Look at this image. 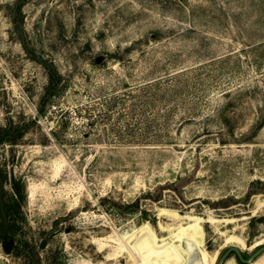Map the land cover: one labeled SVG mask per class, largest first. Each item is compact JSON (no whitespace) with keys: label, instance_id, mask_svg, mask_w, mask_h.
<instances>
[{"label":"rangeland","instance_id":"obj_1","mask_svg":"<svg viewBox=\"0 0 264 264\" xmlns=\"http://www.w3.org/2000/svg\"><path fill=\"white\" fill-rule=\"evenodd\" d=\"M194 235L264 264V0H0V264Z\"/></svg>","mask_w":264,"mask_h":264},{"label":"bare ground","instance_id":"obj_2","mask_svg":"<svg viewBox=\"0 0 264 264\" xmlns=\"http://www.w3.org/2000/svg\"><path fill=\"white\" fill-rule=\"evenodd\" d=\"M193 227L194 226L191 223V224H189L187 226H184V227L177 226V229H179V232L181 231L184 234V232L186 230H193ZM169 232L172 233V231H169ZM145 239L146 238L141 239L139 244H143V241ZM186 240L188 242L183 244L184 247L182 248L180 256L179 257H177V256L174 257L173 256V259L169 260V261L167 260L166 264H190L189 263L190 260L193 261L194 264H208L207 260H206V254L204 252H202V251L198 252V250H197V252H195L196 248L198 249V247H200V243H199L198 237L196 235H194V236L191 237V239L190 238H188V239L186 238ZM200 242H201V240H200ZM156 246L159 247V249L157 251V253L159 255H156V256H159V257L165 256L170 251V248H169L168 245H166V242L159 243Z\"/></svg>","mask_w":264,"mask_h":264},{"label":"water","instance_id":"obj_3","mask_svg":"<svg viewBox=\"0 0 264 264\" xmlns=\"http://www.w3.org/2000/svg\"><path fill=\"white\" fill-rule=\"evenodd\" d=\"M7 235H8V225H7V221L5 218V226H4V242H5V244H4V249L6 252L9 253L12 249L13 241L11 239H8Z\"/></svg>","mask_w":264,"mask_h":264}]
</instances>
